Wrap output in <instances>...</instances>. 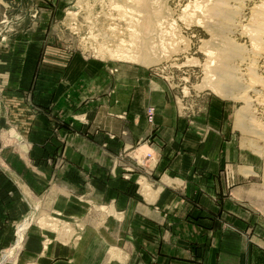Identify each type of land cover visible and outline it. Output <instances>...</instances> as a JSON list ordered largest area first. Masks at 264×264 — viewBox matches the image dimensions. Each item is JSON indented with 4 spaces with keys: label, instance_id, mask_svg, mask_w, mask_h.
I'll use <instances>...</instances> for the list:
<instances>
[{
    "label": "crops",
    "instance_id": "0c3cea01",
    "mask_svg": "<svg viewBox=\"0 0 264 264\" xmlns=\"http://www.w3.org/2000/svg\"><path fill=\"white\" fill-rule=\"evenodd\" d=\"M119 69L123 73H110L80 55L68 56L58 90L45 99L49 114L34 115L20 93L5 101L10 111L28 116L25 121L14 116L25 143L0 150V241L14 240L7 221L18 214L17 189L23 184L35 193L56 187L63 212L85 225L78 241L55 242L43 250L37 242L42 237L32 235L30 241L36 242L28 255L20 253L25 264H116L113 248L125 260L178 259L179 264L194 259L183 247L193 252L197 242L243 244L232 230L244 224L238 203L246 196V176L242 153H230L222 103L213 101L206 126L198 127L195 118L180 117L168 103L166 89L149 79L147 70ZM149 106L157 108L155 143L146 118ZM57 119L67 123L61 139L53 133ZM137 145H142L138 151L156 153V166L141 169V175L128 174L133 164L118 159ZM116 163L124 167L114 171ZM141 179L148 184L145 191ZM81 196L89 206L79 201ZM101 205L109 209L106 217L95 210ZM170 247L172 253H165ZM217 261L245 264L246 258L223 253L217 260L206 254V264Z\"/></svg>",
    "mask_w": 264,
    "mask_h": 264
},
{
    "label": "rangeland",
    "instance_id": "374dc122",
    "mask_svg": "<svg viewBox=\"0 0 264 264\" xmlns=\"http://www.w3.org/2000/svg\"><path fill=\"white\" fill-rule=\"evenodd\" d=\"M200 1L162 0L163 10L167 14L163 20L164 25L162 24L164 30H168L163 36L166 49L162 53V49L155 48L153 62L149 64L143 60L146 50L142 47L134 48L130 42L140 44L149 38L150 32L141 27L144 26V15L137 8L133 9L134 12L128 10L124 12L125 9L120 8L122 5L125 7L131 4L136 7L137 0L133 3H127V0H0V99H3L0 104V150L4 145L6 148L12 145L15 147L26 141L20 132L23 131V127L14 120V116L25 121L24 117L28 114L23 110L10 111L11 108H7L5 101L20 93L34 115L49 114L47 112L51 111V107L45 106V99L53 89L58 90L60 70L68 56L80 55L84 61L95 67L108 69L110 73L117 74L121 71L119 68L122 65L147 70L148 78L166 89L165 93L169 95L168 103L180 117L195 118L198 127L206 126L204 122L208 119L211 103H214L213 101L222 103L223 122L227 126L228 142L232 147L230 153L236 151L242 153L241 165L246 176V196L239 199L238 203L244 213L243 218L239 220L244 224L232 230L243 244L240 241H220L219 246L212 247L199 246L197 242L196 246L192 247L193 252L188 247H183L187 255L190 254L194 259L184 260L179 264H206V254H212L218 260L219 255L223 253L231 255L242 253L246 258L245 264H264V135L255 133L264 132V104H259L260 99L264 100V90H260L263 84L257 82L258 86L255 89L261 92L258 96L254 92L242 93L243 88L239 87L236 90L240 94L232 98L214 94L210 80L206 79L207 75H222L227 66L237 72L234 66L239 65L244 76L236 74L235 77H241L247 82L251 80L253 72H257L261 80H264L262 69L257 70L260 66L256 64L258 57L253 55L250 36L254 29L253 12L261 9L259 5L263 0L229 2L233 8L231 12L234 11L236 15L227 21L229 26H226L225 33H220L222 42L218 39L220 38L218 34H211L204 24L197 22L200 11L193 15L192 8L183 16V8L186 5L193 6ZM212 7L209 6L206 13ZM206 13L202 19L209 21ZM139 16L141 19L137 24L139 31L135 35L130 26L134 24L133 18ZM171 23L174 26L171 27ZM123 52H129L130 57L124 56ZM240 56H244L245 60L242 61ZM226 58L228 64L225 66L222 61ZM249 65L256 66L255 70H251ZM133 70L138 71L134 68ZM248 96L251 101L249 104L245 101ZM151 108L155 110L153 122L148 118V111ZM242 112L249 115L246 119L248 126L246 133L237 130V118ZM156 115L155 106L146 109L147 121L154 132V136L151 137L152 143H155V132L158 130ZM66 125L64 120L57 119L55 122L53 133L57 139H61L60 130ZM205 136L204 132L203 137ZM140 147L142 145L135 146L118 159L121 161L119 163L125 164L129 160L133 164L130 167L131 172L127 170L128 174L141 175V169L150 170L156 166L158 158L156 153L151 149L138 151ZM9 149L11 148L6 150ZM20 156L23 158L24 154ZM119 163H116L114 171L120 166L124 167ZM125 170H122V173ZM141 181L142 188L146 181L145 179ZM50 186L41 193H35L24 184L17 189L19 205L15 209L18 208V214L7 221L13 229L11 235L14 240L0 241V264H25L24 259L20 258V253L28 255L26 252L32 248L31 243L36 242L30 241L34 234L42 237L41 241H37L40 243L38 246L40 250L50 247L55 242L78 241L81 237L85 225L79 224L75 216L63 212L65 205L64 209H61V197L57 199L54 196L53 190L57 191V188L50 190ZM12 194L9 192L7 195ZM80 199L84 205H90L83 196ZM72 200H66L69 206L74 204ZM225 207L222 202V209ZM95 210L101 211L104 217L109 215V209L105 205L97 206ZM225 221V224L230 223ZM65 223L69 225L66 226L69 231L63 228ZM165 253H172L171 247L165 250ZM116 264H178V259L174 263L171 260L157 258L131 261L128 256L127 260L122 257ZM215 264L223 263L217 261Z\"/></svg>",
    "mask_w": 264,
    "mask_h": 264
},
{
    "label": "bare ground",
    "instance_id": "6f19581e",
    "mask_svg": "<svg viewBox=\"0 0 264 264\" xmlns=\"http://www.w3.org/2000/svg\"><path fill=\"white\" fill-rule=\"evenodd\" d=\"M230 1L231 0H201L200 1L201 3L196 2L193 6L188 4V5H186L185 8H183L184 9L183 10V13H184L183 16H186L188 10L192 9V8L194 9L193 15H196V12L200 11V16H203V17L197 16L198 17L197 19L199 20L197 22L204 24V26L207 27L211 31V34H213V35L218 34L217 36L220 37L218 39L222 42V37H221L222 34H220V33H223V34L225 33L226 26H229V23L227 21L232 20L233 18H235L234 16L236 15L234 11H233L234 13L231 12V10L233 8L229 5ZM133 2H134V0L133 1L127 0V3H133ZM209 6H213V7L211 10H209L208 13H206L207 12L206 10L209 9L208 8ZM259 6L261 7V9L259 8V11L253 12L254 13L253 14L254 20L253 19L252 20L254 21V23L252 24L253 25L252 27L254 29L251 31L250 36H251V49H252L253 55L258 57V61H257V63L256 62L255 63L259 64V66H260V67L258 66L259 68H257V70L259 71V69H262V72H264V0L261 2V4ZM122 7L125 9L124 12H126L127 10L129 12H134L133 11L134 8L140 9L141 13L144 15L143 16L144 26L142 25L141 27L145 31H148V33L150 32L148 34L149 38L146 39L144 41V43H140V44L134 43L133 41H130V42L134 48L142 47L144 50H146V53L144 55L143 60L146 61V63H149V64L152 63L153 62L152 56H153V54H155L154 49L155 48H157V50L162 49L163 50L162 53L165 52V49H166V47H165L166 44L164 42L163 36H165V33L166 34L168 33V30H164V28L162 27L164 25L163 20H164V18L167 17V14H165V12L163 10L164 2H162V0H137V6L136 7L133 6V4H131L129 6H125V7L123 5L120 6V8H122ZM234 9H236V7ZM238 10H239V8H238ZM190 13H188V15ZM205 13L207 14V16H209V18H208L209 21H204V19H202V18H204ZM239 14H237V15H239ZM133 19H134V24H132L130 27L133 29L132 33L137 35L138 31H139L138 30L139 25H137V24H139L138 21L141 19H140V16H139V18H133ZM212 22H216V24H212ZM168 25H169V23H168ZM159 26H160V29H159ZM170 26L172 27V26H174V24L171 23ZM244 33L248 34V32H244ZM161 39H162V41H161ZM208 51H209V54H211V51L210 50H208ZM129 54H130L129 52H126L123 55L126 57H130ZM229 59H231V58H229ZM240 59L242 61L245 60L244 56H240ZM222 63L225 64V66H226L228 64L227 58H226V60H223ZM211 64H212V62H211ZM234 67L236 68L237 72H234L232 70V67H231V69H229V67L227 66V69L225 68L222 75L218 76V75L212 74V75L206 76V79L208 81L210 80L209 82H211V84H212V90H213L212 92L214 94L219 95V96L236 98L237 94L239 93V92H237L236 89H238L239 87L243 88L241 91L242 93H247V91L248 92H254L257 94L256 96H258V93H261L260 92L261 89L264 90V80H261L260 75L257 72H253L251 80H249V81L247 80V82H246L241 77H239V78L235 77L236 74L242 76L243 75L242 74L243 69H241V67L239 65L238 66L235 65ZM248 67L249 68L251 67V70H255L254 68H256V66L254 67L253 65H251V66L249 65ZM246 73L247 72H245V74ZM245 76H247V75H245ZM257 82H262V84H263V85L260 84L261 85L260 90L255 89L258 86ZM245 89H247V90H245ZM242 97H243V95L241 96V98ZM254 98H255V96H254ZM256 98H258V97H256ZM249 99H250L249 96H248V99L247 98L245 99L247 104H249L251 102V101H249ZM259 101H261V102H259V104L260 103L264 104L263 99L262 100L260 99ZM263 107H264V105H263ZM247 118H249V115H247L246 112H242L239 114V116L237 118V127H238L237 130L238 131H243L244 133H246L248 131V129H247L248 126L246 124ZM255 133H257L258 135H264V132H260V131H255ZM250 170H251V168L248 169V171H250ZM143 185H144L143 186L144 191L147 190L148 189L147 182H144ZM66 226H69V225L65 223V226L63 228L65 229V231H69L68 227H66ZM22 229L23 228H21V230ZM20 237H22V236H20ZM20 240H21V238H19V241ZM46 248L47 247H45L44 249H46ZM115 250L116 249H114V248L111 250L112 251L111 252L112 253V256H111L112 259H117V260L121 259V257H122L121 254Z\"/></svg>",
    "mask_w": 264,
    "mask_h": 264
},
{
    "label": "built area",
    "instance_id": "2783aa9c",
    "mask_svg": "<svg viewBox=\"0 0 264 264\" xmlns=\"http://www.w3.org/2000/svg\"><path fill=\"white\" fill-rule=\"evenodd\" d=\"M155 116V110L153 108L149 109L148 111V118L150 122H153Z\"/></svg>",
    "mask_w": 264,
    "mask_h": 264
}]
</instances>
